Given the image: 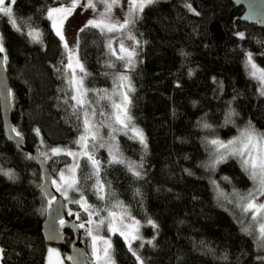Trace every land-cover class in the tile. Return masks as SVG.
I'll return each instance as SVG.
<instances>
[{"label": "trees", "instance_id": "16d2710c", "mask_svg": "<svg viewBox=\"0 0 264 264\" xmlns=\"http://www.w3.org/2000/svg\"><path fill=\"white\" fill-rule=\"evenodd\" d=\"M68 1L16 0V27L0 16L14 128L41 152L76 148L86 125L67 82L65 43L49 18V10ZM243 13L233 0L146 4L130 26L141 46L128 70L111 55L105 31L79 29L86 88L110 89L127 70L133 85L129 112L147 138L146 147L125 131L116 139L120 155L139 166V175L112 157L107 136L94 144L98 168L81 158L67 195L70 214L80 221L89 218V208L105 214L121 207L142 222L132 246L120 233L112 235L113 264H264V247L239 220L243 211L216 197L215 182L231 198L251 189L253 178L234 156L211 162L212 139H230L244 128L264 132V92L246 68L250 54L264 69V27L244 20ZM33 29L41 31L38 39L28 34L39 33ZM47 160L53 177L72 161L67 154ZM42 182L34 158L7 139L0 108L2 264H47L43 223L51 202ZM63 229L58 247L68 258L74 233L65 224ZM88 241L86 235L93 264Z\"/></svg>", "mask_w": 264, "mask_h": 264}, {"label": "rangeland", "instance_id": "374dc122", "mask_svg": "<svg viewBox=\"0 0 264 264\" xmlns=\"http://www.w3.org/2000/svg\"><path fill=\"white\" fill-rule=\"evenodd\" d=\"M7 2L8 0H6V3ZM73 4H75V7H73ZM90 4L92 7H89ZM146 4L148 3H145V5ZM109 5H111L110 9ZM12 6L13 4L11 7ZM54 8L72 9L71 13L67 15L63 13H53L52 18L50 19L52 21H56L57 27H55V29L57 31L58 28L63 35V41L68 53V65L69 63L72 65V67H68L67 65V82L72 89L73 95L77 97L74 102L79 108H82L81 110L84 114L85 120L88 121V124L85 125L84 133L81 135L86 137L85 141L77 143V146L74 149L55 147L62 150L59 154H67L68 151L76 153L75 156L69 155L72 159L71 163L65 169L59 170L57 175L54 177V182L58 191L67 199V195L72 188L67 186L68 183H71L73 179L76 183L78 167L73 170L74 165H79L81 158L87 157L83 155L84 152H87L94 158L92 154V146L100 141H104L106 136L112 157L117 160L127 161L122 155H120L116 143L117 135L120 131H125L132 138L140 142L142 146H147L145 133L140 127L133 123L129 112V102L133 91V85L127 71L137 62V57L139 55V49L141 46L140 40L130 32V26L140 15L141 10L139 7H136L135 10H133L131 0H116V2H113V0H70L56 5L52 9ZM1 15L2 13H0V16ZM90 20H95L97 22L102 21L104 25L115 24L117 26L124 23L125 20L131 21L124 28L121 29L117 27V30L112 32H109L107 28H103V31L109 35L108 45L111 55L114 59L121 60L127 69L120 72L117 78L116 86L110 89L103 88L91 91L85 86L86 70L79 58L78 31L82 26L90 25L88 23ZM33 30L38 31L39 34H41V31L38 29ZM29 32L30 31H28V34ZM0 45L3 46L1 34ZM252 64L256 65L255 69H253ZM78 65L83 66V72L80 70ZM246 68L250 76L258 81L260 89L264 92V80L259 78L261 74L259 70L264 69L254 61L252 56L251 63H249V55L246 61ZM253 71H256L255 76L252 75ZM121 77L126 78L121 79ZM80 81H82V83H80ZM78 101H82V103H78ZM117 117H119V119H117ZM101 124H104L105 129H102ZM134 129L136 131H133ZM137 132L142 134L143 142H141L140 136L136 134ZM242 133H252L253 137H260L264 135V132L254 130L252 128H244L238 135L230 139H212L211 141H219L227 147H221L220 144L211 143V153H213L211 162L215 164L221 160L234 156L243 165V160L249 158V152H251L253 156H256L260 152H264V141H261L257 147L249 145L245 148L244 146L248 143V141L247 136L242 135ZM229 141H232L233 143L229 144ZM85 144L86 147L84 146ZM52 149L54 148L44 147L42 155L49 159L52 155H54L52 153ZM240 150H243V156L240 155ZM222 157L223 159H221ZM127 162L134 172L139 173L138 171L140 168L137 164L130 161ZM243 167L252 177V169L250 167L246 168L244 165ZM61 172L64 174L63 179H61ZM253 181L254 185L251 189L244 192H236L233 196H231V198L225 193H222L219 185H217L218 183L215 182L217 190L216 197H220L224 203L234 205V209H238L237 207H239L243 211L241 212L239 218L241 224L248 233L252 234L258 240L260 246L264 247V237H261L259 230L260 225L264 223V210L257 212L256 209L253 208L249 209L247 212L244 211L245 207L250 202L256 205L264 204V183L261 182L259 171H257V176L253 178ZM97 185L102 188V184L99 183V180L97 181ZM232 200L234 204L230 203ZM110 213H113L114 215H109ZM88 215L89 218L84 221H80L79 216L75 219L83 225V229L89 238L88 244L91 249L90 257L93 264H113L111 255V237L115 232H124L127 236V239L125 240L131 246L136 239L141 237L142 222L131 216L121 207L111 208L105 214L94 212L91 208H89ZM254 215L256 216L255 219H253ZM101 221H103V223H101ZM109 224H112L115 229H118V231L110 230ZM133 236L137 238L133 239ZM93 237L96 238L95 241L93 240ZM123 237L125 238V236ZM106 241L110 242V248L108 247ZM106 248L108 249L107 256L105 255ZM50 249L54 251L50 252ZM49 250L46 258L47 264H66V259L68 258H66L65 254L61 248L58 247V245H50ZM0 264H2L1 247Z\"/></svg>", "mask_w": 264, "mask_h": 264}, {"label": "water", "instance_id": "95a60500", "mask_svg": "<svg viewBox=\"0 0 264 264\" xmlns=\"http://www.w3.org/2000/svg\"><path fill=\"white\" fill-rule=\"evenodd\" d=\"M233 2L244 8V20L257 22L261 27H264V0H233ZM12 107V88L6 67V57L4 52H0V108L5 135L9 141L16 145L18 150L34 158L43 178L40 190L51 202L43 223L44 238L50 245H63L65 241L63 225H67L74 233L68 255L70 264H91L84 244L86 233L83 227L77 219L71 216L66 198L58 191L48 160L42 155L41 148L27 146L24 137L20 134L17 135L18 132L15 130L12 120Z\"/></svg>", "mask_w": 264, "mask_h": 264}, {"label": "snow or ice", "instance_id": "6c2138e0", "mask_svg": "<svg viewBox=\"0 0 264 264\" xmlns=\"http://www.w3.org/2000/svg\"><path fill=\"white\" fill-rule=\"evenodd\" d=\"M16 2V0H8V2L6 3V0H0V13L4 14L5 16H7L10 20V23L13 25V27H16L17 26V21L15 19H13V9L11 7L12 4H14ZM113 2H116V0H113ZM154 0H139V3H138V0H131V3L133 5V10H135L136 7H139V9L142 11L143 10V7L145 5V3H153ZM73 7H75V4H73ZM89 7H92V5L90 4ZM111 8V5H109V9ZM72 11L71 8H54V9H51L49 10V18H52V15L53 13H63L65 15L67 14H70ZM131 21L129 20H125L124 23L122 24H119L118 26L115 25V24H110V25H104L103 22H97L95 20H90L88 23L90 25H92L93 27H98V28H101V30H103V28H107V30L109 32H112V31H115L117 30V27L119 28H124L128 23H130ZM53 27H57L56 25V21L53 20ZM29 35L33 36L34 39H38L39 38V33H36V32H29ZM57 35H59L61 37V39H63V35L61 34V32L59 31V29L57 28ZM241 36L243 35L242 33L240 34ZM4 51V48L2 45H0V52H3ZM249 63H251V55L249 54ZM80 67V70L83 72L84 69H83V66L82 65H78ZM68 67H72L71 63H69ZM252 67L253 69L256 68V65L255 64H252ZM261 72L260 74V79L261 80H264V70H259ZM252 75L255 76L256 75V71H253L252 72ZM126 77H121V79H125ZM80 83H82V81H80ZM72 99L76 100L77 97L73 96ZM78 103H82V101H78ZM118 107V106H117ZM117 119H119V117H117ZM85 124L87 125L88 124V121L85 120ZM207 126V125H206ZM38 131V130H37ZM133 131H136L135 129ZM138 136H140V139H141V142H143V136L141 133L137 132L136 133ZM17 135H19V133H17ZM242 135H246L247 136V141L248 143L245 144V148H247L249 145H252L253 147H257V145L261 142V141H264V135L260 136V137H253V134L252 133H247V134H244L242 133ZM86 137L84 136H81L80 137V140L77 141V143H81L83 141H85ZM211 143L213 144H220L221 147H227L226 145L222 144L221 142L219 141H216V140H213L211 141ZM233 143L232 141H229V144ZM86 147V144L84 145ZM62 150L61 149H58V148H54L52 149V153L55 155V154H59ZM235 154V153H233ZM67 155H70V156H75L76 153H73L71 151H68L67 152ZM83 155L87 156V158L89 160L92 161V164L94 166H97L98 168V161H96L91 155H89L87 152H84ZM240 155L243 156L244 155V152L243 150H240ZM249 155V158L248 159H244L243 160V165L248 168L250 167L252 169V177L255 178L257 176V171H259V175L261 177V182L264 183V152H260L258 153L256 156H253L251 154V152L248 153ZM223 159V157L221 158ZM76 167H79V165H74L73 167V170L76 168ZM61 179L64 178V174L63 172H61ZM136 175H139V173H136ZM73 184H75V180L73 179L71 183H68V187L71 188L73 187ZM77 203H79V201H76ZM255 208L257 212H259L260 210H264V204H259V205H256L254 203H249L244 211L247 212L249 209H253ZM109 215H114L113 213H110ZM256 216L254 215L253 216V219H255ZM63 222V221H62ZM101 223H103V221H101ZM149 223H152L151 221H149ZM81 227H83V225H81ZM109 228L110 230L112 231H118V229H115L113 227L112 224H109ZM260 235L261 237H264V223H262L260 225ZM247 231V230H246ZM91 234V233H89ZM120 235L121 236H125V239H127V236L124 232H120ZM133 239H136L137 237L133 236L132 237ZM95 237H93V240L95 241ZM106 243L108 244V247L110 248L111 247V244L110 242H107ZM50 252L54 251V250H49ZM108 254V249L106 248L105 249V255L107 256Z\"/></svg>", "mask_w": 264, "mask_h": 264}]
</instances>
